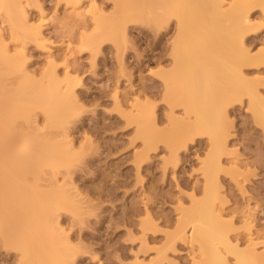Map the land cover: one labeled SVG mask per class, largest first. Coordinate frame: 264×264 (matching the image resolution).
Listing matches in <instances>:
<instances>
[{
    "label": "rangeland",
    "instance_id": "374dc122",
    "mask_svg": "<svg viewBox=\"0 0 264 264\" xmlns=\"http://www.w3.org/2000/svg\"><path fill=\"white\" fill-rule=\"evenodd\" d=\"M21 1L28 24L40 26L46 45L14 40L0 8L2 43L25 60L36 78L50 69L51 54L60 78L67 68L76 83V108L65 127L78 155L72 173L57 174L58 184L82 205L81 219L72 223L64 210L60 217L76 248L69 264H149L162 259V250L163 264H215L200 251L197 240L177 238L173 247L168 243L179 228L191 232L195 203H209L202 171L208 137L175 129L173 120H186L184 106H170L161 76L173 66L175 20L160 28L148 19L128 20L115 39L103 38L91 49L81 45L79 37L92 34L96 17L116 15L113 0ZM234 2L225 0L226 5ZM244 2L252 22L244 44L254 55L264 49V0ZM243 75L255 82L264 107V63L244 66ZM226 106L229 134L222 154L226 170L219 175L221 201L214 203L222 216L211 217L210 224L218 220L240 245L237 252L225 249L221 264H241L239 257L249 255L246 237L264 230V120L248 106L247 95ZM142 109L146 112L137 117ZM153 127L170 135V141L156 139V147L146 150L139 130ZM183 141L186 145L180 146ZM231 163L238 169L232 170ZM20 258V251L4 246L0 237V264H22Z\"/></svg>",
    "mask_w": 264,
    "mask_h": 264
},
{
    "label": "bare ground",
    "instance_id": "6f19581e",
    "mask_svg": "<svg viewBox=\"0 0 264 264\" xmlns=\"http://www.w3.org/2000/svg\"><path fill=\"white\" fill-rule=\"evenodd\" d=\"M113 1L116 15L96 17L92 34L81 33V45L95 49L99 40L115 39L128 20L148 19L157 28L175 20L173 66L161 76L170 106H184L186 120H173L175 129L208 137L209 152L202 160V171L205 200L209 198V203H195L189 218L191 232L179 228L168 243L173 247L177 238L187 243L197 240L200 251L221 264L226 260L225 249H240L238 241L230 239L218 220L210 224L211 217L222 216L214 203L221 201L219 175L226 170L222 160L229 134L226 104L247 95L248 106L264 120L258 88L243 75L244 66L264 63V49L251 55L244 44L252 26L248 9L244 0L229 5L225 0ZM0 8L10 22L14 40L22 45L26 40L46 45L40 26L28 24L21 0H0ZM12 52L0 40V237L4 246L20 251L22 264H69L76 248L70 244V231L62 226L60 217L64 210L70 213L72 223L75 218L81 219L82 205L58 184L57 174L72 173L78 155L67 139L65 127L67 117L76 108V83L67 68L60 78L51 54L50 69L36 78L25 67V60ZM145 112L142 109L137 117ZM152 120L155 122L153 113ZM139 132L146 150L156 147V139L170 141V135L155 127L141 128ZM230 166L238 169L235 163ZM246 240L249 255L239 257L241 264L255 260L264 264V230L249 233ZM161 254L163 259L165 251ZM196 258L194 255L193 260ZM162 259L149 264H163Z\"/></svg>",
    "mask_w": 264,
    "mask_h": 264
}]
</instances>
